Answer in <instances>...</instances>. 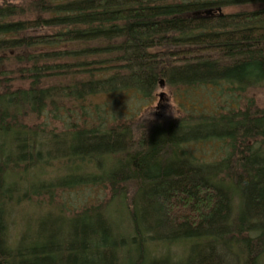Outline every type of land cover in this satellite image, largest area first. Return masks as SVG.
<instances>
[{"label": "trees", "instance_id": "trees-1", "mask_svg": "<svg viewBox=\"0 0 264 264\" xmlns=\"http://www.w3.org/2000/svg\"><path fill=\"white\" fill-rule=\"evenodd\" d=\"M209 88H264V0H0V264H264V111Z\"/></svg>", "mask_w": 264, "mask_h": 264}, {"label": "rangeland", "instance_id": "rangeland-1", "mask_svg": "<svg viewBox=\"0 0 264 264\" xmlns=\"http://www.w3.org/2000/svg\"><path fill=\"white\" fill-rule=\"evenodd\" d=\"M3 2H11V0H3ZM229 11H234V9H229ZM179 93L174 92L173 94L169 90V88H164L163 90L159 89L157 92V97L151 107V109H157V116L159 118H162L164 120H169L171 118L177 117L178 112L177 109L179 108L180 100L176 95H185L181 93L179 90H177ZM217 90L215 88H209V89H203L198 90L197 92H189V99L190 103L193 107L197 109V112L200 114H206L207 116H211L213 114H222L226 113L227 111L237 109L239 107L238 103H235L237 100L240 102V110H244L248 107V105L255 104L254 106L261 111H264V88L262 90H259L254 93H248L246 95L248 96V100L245 98V94L240 97V95H215ZM161 94H164L163 97H161ZM172 94V95H171ZM185 97V96H184ZM188 101V100H187ZM186 101V102H187ZM127 105L130 106V108L134 109L137 106V102L132 99L127 100ZM238 106V107H237ZM187 108H189L187 106ZM239 111V110H237ZM185 113H181L179 111V116H184ZM215 115V116H217ZM220 130V129H218ZM263 146H264V140H263ZM228 151L227 147L222 141H210L205 144H200L196 147H193L192 152L197 157L204 158L206 162H219L225 157V153ZM100 197L104 196L103 192H99ZM98 194V193H97ZM80 199V196H77V194L72 193L71 198L69 199V202L71 199L75 200L77 202L78 199ZM81 200V199H80ZM72 208V207H70ZM75 208V207H74ZM34 210V213L32 211ZM38 211V213H35V211ZM23 213L21 216L23 217ZM69 216V215H68ZM67 215L57 212L55 210L50 213V211L46 212H40L38 208L32 207L29 208V211L25 213L24 216V224L21 226V230L25 231V235L27 238L35 239L37 236V232L42 230L43 227H41L40 224L42 223H61L65 219L76 221L77 217H68ZM177 251H172L171 254L174 256V262H177L176 260V253Z\"/></svg>", "mask_w": 264, "mask_h": 264}, {"label": "water", "instance_id": "water-1", "mask_svg": "<svg viewBox=\"0 0 264 264\" xmlns=\"http://www.w3.org/2000/svg\"><path fill=\"white\" fill-rule=\"evenodd\" d=\"M164 94H161V97H163Z\"/></svg>", "mask_w": 264, "mask_h": 264}]
</instances>
